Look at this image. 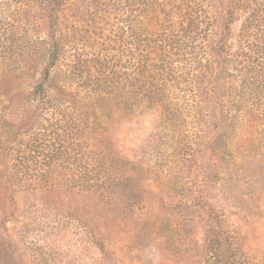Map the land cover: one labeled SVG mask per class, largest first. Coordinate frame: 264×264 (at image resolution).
<instances>
[{
    "label": "rangeland",
    "instance_id": "1",
    "mask_svg": "<svg viewBox=\"0 0 264 264\" xmlns=\"http://www.w3.org/2000/svg\"><path fill=\"white\" fill-rule=\"evenodd\" d=\"M182 2L0 0V88L11 99H0V155L8 143L25 145L40 128V107L29 102L28 92L40 78L42 63L34 60L41 42L51 40L52 21L61 40L54 69L59 71L62 64L100 51L120 57L121 40L114 34L122 26L164 24L166 19L156 16L164 18ZM247 12L245 2L234 11L228 41L232 50ZM226 80L231 95L237 94L236 82ZM223 105L202 104L206 122L163 124L155 109L144 108L113 127L111 152L134 167L133 172L124 169L120 189L127 224L117 237L136 234L125 245L110 240L101 224L108 206L104 200L72 197L66 187L48 188L39 174L49 170L55 176L60 165L47 163L40 146L31 153L22 147L25 155L15 170L23 171L19 174L28 183L16 180L12 168L2 172L0 164V264H136L137 249L152 236L162 239L171 264H264V119L256 120L255 110L245 107L242 112L254 118L234 120L226 128L223 114H237L238 108L231 102ZM224 124L231 132L226 146L216 139ZM92 149L86 140L89 158ZM147 218L151 223L146 226ZM134 219L139 222L135 229L129 221ZM98 221L106 255L91 242Z\"/></svg>",
    "mask_w": 264,
    "mask_h": 264
},
{
    "label": "trees",
    "instance_id": "2",
    "mask_svg": "<svg viewBox=\"0 0 264 264\" xmlns=\"http://www.w3.org/2000/svg\"><path fill=\"white\" fill-rule=\"evenodd\" d=\"M213 1L183 0L184 6L174 7L164 18L157 15L158 21L167 22L153 28L122 26L114 34L116 41L121 40L120 57L109 50L100 51L81 62L62 64L59 71L54 69L61 57V40L51 17V40L41 42L39 58L34 60L42 63L40 78L29 84L28 92L29 102L39 104L40 128L31 133L25 145L15 142L3 147L2 172L12 168L16 180L28 183V178L19 174L23 171L15 167L24 158L22 147L31 153L40 146L47 163H58L60 168L55 176L49 170L39 174V181L48 188H69L70 196L87 194L94 201L107 200L103 201L108 206L103 208L106 219L101 224L110 240L125 245L133 234L135 237L132 228V234H116L125 231L127 224L120 194L124 169L133 172L134 167L111 152L108 135L114 126L131 120L144 108L155 109L163 124L187 119L206 122L202 104L210 101L221 106L231 102L238 108L237 114H223L222 119L225 115L228 121L226 128L234 120L254 118L242 112L245 107L255 110L256 120L264 119V0ZM241 2L247 3L248 12L232 50L228 44L231 23ZM227 78L236 82L237 94L231 95ZM1 89L0 99L11 101L10 92ZM223 129L216 139L226 146L231 132L225 130V124ZM233 130L236 134V128ZM86 140L93 148L90 158ZM129 221L133 229L139 223L137 219ZM97 223V236L90 228L91 242L106 255L108 249ZM150 223L148 218L144 220L146 226Z\"/></svg>",
    "mask_w": 264,
    "mask_h": 264
},
{
    "label": "clouds",
    "instance_id": "3",
    "mask_svg": "<svg viewBox=\"0 0 264 264\" xmlns=\"http://www.w3.org/2000/svg\"><path fill=\"white\" fill-rule=\"evenodd\" d=\"M136 264H171L162 239L152 236L136 251Z\"/></svg>",
    "mask_w": 264,
    "mask_h": 264
}]
</instances>
